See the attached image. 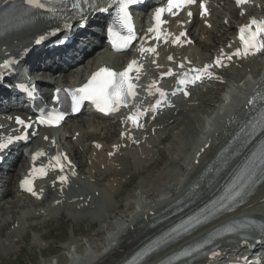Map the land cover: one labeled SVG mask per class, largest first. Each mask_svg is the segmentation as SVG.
I'll use <instances>...</instances> for the list:
<instances>
[{"label":"rangeland","instance_id":"rangeland-1","mask_svg":"<svg viewBox=\"0 0 264 264\" xmlns=\"http://www.w3.org/2000/svg\"><path fill=\"white\" fill-rule=\"evenodd\" d=\"M210 5L209 6L212 10L215 9L210 22L212 23V20L215 18L216 20L213 21V24L215 25L207 27L205 30L209 32L204 33L200 26V22L199 28L193 27L190 31L194 38L193 43L188 47V51L192 55L191 57L195 58L196 60L209 57L208 55H215L217 54L218 50H221L225 45L229 44L231 31L234 28L232 27L233 24L236 20L244 18V16L241 13H238V11L235 12L231 10L232 4L227 0H212ZM245 10L262 13L264 10V0H254L252 4L249 5ZM182 14L183 13H181L179 16ZM180 18L181 17H179V19ZM182 20L188 23L187 17ZM201 45H204L206 49L202 48ZM220 55L221 54H219V56ZM256 57L257 59H253L255 64L253 65L251 62V66L258 68L260 65L264 64V53L257 55ZM93 58L94 57L88 58L90 60L86 65H82L76 69H73L74 73L71 75V77L74 78V74L78 75L88 69L95 61ZM251 71L252 70H250V72H246L245 77L251 76ZM231 73H234V69H227V74ZM236 76L237 75L231 74V76L228 78H230L232 81L226 80L223 85H209V92L207 91L206 94H203L204 92H202L200 89L195 88L192 99H189L190 105L183 106V113L177 114L175 112L173 117L168 121L166 118V126L163 124V127L155 133L151 140H148L145 142V144L139 145L142 148L147 145L146 147L149 148L148 150L150 152L146 151L145 153V151H141L145 154H147V152L149 153L146 155L147 160H140L141 157L139 155L135 153L130 155L127 153V151H125L126 153L122 156V158H124V160H122V167L120 163V165L117 167V172L113 174L114 179L111 191L114 189V193H111L110 191L107 192V194L104 193V195H101L98 199L99 207L96 206V209L89 210V212L84 213L79 211V213L74 214L72 220H67V217L50 219V223L47 221L45 222L44 226H37L39 227L37 228L38 232H31L28 230L30 228L26 227L25 231L22 230V233L24 234H15L10 237V229L6 227L11 222H14L11 221V219L22 207V205L18 201H6L3 204L0 203V208L3 207L6 210L0 209V220L4 217H8L10 221L9 223L7 222L8 224L6 223V225H1L0 223L1 231L4 228L3 234L0 235V264H63V261H65L66 258H69L70 260L72 255H80L82 251L87 253V249L96 248L95 246H97L96 244L100 240H105L101 239L102 235H104V232H107L105 237L107 234L109 235V233L113 232V230L108 227V223L113 221L115 226L119 224L120 220L118 218H121V216H126L127 218V215L125 214H129L134 208L132 205L133 203L138 206L140 199L145 200L149 197L155 198L161 194L166 196L173 195L176 179L184 169L186 164L185 161L187 159L186 157L189 158L190 156L191 152L189 149L191 145L196 143L199 137L205 132V129L209 128L207 126H211L213 123L215 124L217 122L218 118L214 117L219 116V111L222 110L225 104L223 98L218 94V92L223 90V92L227 93L228 90L233 89L235 92L238 91L237 93H239V97L243 96L242 93H244L245 89L241 90V87L246 84L244 80L245 78H242L236 82V78H238V76ZM241 76L239 75V77ZM232 83L233 85H237V87H232L229 89L230 86H232ZM210 91L213 92L211 95H215V97L209 99L207 102L205 99L210 95ZM220 107L222 108L220 109ZM175 117H179L178 124L171 122L173 119H176ZM97 122L99 123V121ZM109 122L111 123L110 127H114V121ZM84 129L87 130L86 127ZM102 135H104L102 138H105V134L100 133V136ZM112 135H110L109 138L107 137L105 140L100 137V141L99 139L96 140H98L100 143L102 142V144L107 141L106 143L108 144ZM65 143L70 147L71 150L76 146H72L71 142H69L67 139L65 140ZM105 145L106 144L104 143V146ZM106 146L105 149L104 147L103 149L101 148L102 152L105 154L107 151ZM78 147H82V144H80ZM74 151L75 154H78H76L78 158L81 157L80 153L78 151L76 152V149H74ZM161 153H163L165 157H162ZM97 159H99V156ZM149 159L151 161H149ZM138 160L142 162H138ZM80 162L82 161L80 160ZM147 167L149 169L146 170ZM83 171L85 172V170ZM102 181H104V179ZM263 189L264 185L261 187V190ZM12 208H15L13 209V212ZM9 212L11 215H7ZM32 223L39 224L41 223V219H30L26 221L27 226H31L30 224ZM90 223L93 225H90ZM48 232L51 233L50 236L53 238L46 237ZM18 233L21 232L18 231ZM35 234L45 235V239L48 241L46 243H48L49 246L43 247L46 243L41 242L39 239L34 241L33 238H35ZM229 254L230 253H228L227 256Z\"/></svg>","mask_w":264,"mask_h":264},{"label":"snow or ice","instance_id":"snow-or-ice-1","mask_svg":"<svg viewBox=\"0 0 264 264\" xmlns=\"http://www.w3.org/2000/svg\"><path fill=\"white\" fill-rule=\"evenodd\" d=\"M136 0H120V8L117 16V23L125 29L127 34L122 33H115L116 37L122 42V47H129L132 44V41L136 39L134 34V29L130 23L131 16L130 13L127 11V6L129 4L135 3ZM248 0H236L237 5L246 4ZM8 3V0H5V4ZM27 3L36 8H45L46 4L42 2V0H27ZM196 0H167V7L166 8H158L154 15V20L156 24L153 28H150L149 32H156V38L159 39L162 35L160 31V25L164 23L161 19V15L163 12L168 11L173 15H176L177 12L185 7L186 5L194 4ZM200 7L202 9L201 15L205 14L207 9L201 0ZM176 11H173V10ZM51 11H55V9H50ZM104 10V9H101ZM189 16L192 15L191 12L188 13ZM109 33L113 34L112 28H109ZM171 35V33H169ZM185 32H181L177 35L173 40V44L181 43V37L185 36ZM239 38L242 45L241 48H237L235 52L230 54H225L223 50H221V55L218 56L215 60V65L218 67H224L225 64L223 63L224 59L231 60L233 56H247L249 54H255L257 52L264 51V20H257L256 18H252L248 24L242 25L239 29ZM40 39H44V37H40ZM166 41V38H165ZM39 42V40L37 41ZM141 53L148 51L155 53L156 48H141ZM169 60H172L173 57L169 56ZM155 63V61H153ZM10 61H5L3 65L0 67H7ZM189 63H191L189 61ZM142 65H138L136 60H132L126 68L122 71H116L109 67H101L98 71L92 74L91 78L88 80L87 83H84L79 88H76L72 91V99L73 105L75 110V105L83 102L85 100L92 101L97 108L104 112H115L118 111L121 106H127L128 100L130 97H134L136 95L135 88L136 85L133 83V78L130 75L133 71L139 73L140 68ZM180 68H184V64L181 63L179 65ZM212 67L210 64H205L202 68H189L186 72H182L180 74V78L177 80V84L179 87L172 92V95L176 94V91H181L186 88L188 84H195L196 81L200 80L204 74L208 76H212L213 73L209 71ZM191 74V75H190ZM173 75V70L170 68L167 72L161 73V79L165 76ZM137 80L139 79V75L135 77ZM157 82L153 81L150 87L155 88V92L158 93L159 98L155 100V103L151 106L152 110H157L163 103L168 102V95L169 93L164 89L156 86ZM59 91V90H57ZM151 94V93H150ZM183 94L185 96L189 95V93L184 90ZM253 100H249L248 103H253ZM145 112L143 110L137 109L134 114H130L127 119L131 121V123L137 127H142L139 123V117L144 115ZM264 115V114H262ZM62 119V114L60 115H52L48 114L47 116H41L38 118L39 123L41 124H48V125H57L59 124L60 120ZM17 123L25 124V121L21 118H16ZM30 127V125H26ZM257 127H260L264 130V118L258 124H253L251 126V131L255 132ZM121 135H124L122 133ZM17 139L20 138H27L25 137H16ZM47 139V137H45ZM11 142V138H9V143ZM7 147L6 143L0 142V149ZM99 147V145H97ZM113 147H118L114 145ZM44 155L43 152L35 153L33 159L38 156ZM111 155V153H109ZM254 158H251L246 166L244 171L240 173V175L233 181L232 185L230 186L229 193L222 198L221 202L219 203L218 207L215 209L216 212L229 210L230 205L225 203L224 201L235 202L237 198L242 199L245 195V189L249 186L250 183H255L257 179H264V148L261 149L259 154H253ZM54 160L57 161L58 167L63 170V165L59 163L60 157L59 155L53 157ZM43 174L46 175V172L43 169L40 170ZM58 179L61 182H66L68 177L67 176H59ZM21 187L26 188L27 191L31 192L33 195H37L34 191V188L30 186V181L25 178V180L21 181ZM207 211V209L203 210ZM214 213L208 211V216L213 215ZM207 217H205L206 219ZM203 223V220L199 217L190 218L189 221L185 222V224L178 225L176 228L172 229V233H178L180 229L184 231L189 230L191 227H195L199 224ZM255 224L250 223L247 220L238 222L235 225H232L225 229L227 232H234L239 231L240 229H248L249 231L255 230ZM172 239V234L167 233L165 236L153 241L150 245H148L141 253L138 255L143 258L149 255L151 252L159 248L162 244L168 242ZM210 242V241H208ZM246 242V241H245ZM190 253H181V255H189ZM212 256L217 255L215 251L211 252Z\"/></svg>","mask_w":264,"mask_h":264},{"label":"bare ground","instance_id":"bare-ground-1","mask_svg":"<svg viewBox=\"0 0 264 264\" xmlns=\"http://www.w3.org/2000/svg\"><path fill=\"white\" fill-rule=\"evenodd\" d=\"M234 3L236 4V1H234ZM234 4V5H235ZM241 6V5H240ZM200 13V11L199 12H196V14L195 15H193L196 19H195V21H196V26H198L199 27V23L200 22H202V21H198V19L201 17V15L199 14ZM179 17H181L180 19H179ZM178 18H176V23H175V31H177L178 29H180V28H183V29H186L187 28V26H186V24H187V22L186 21H184V20H182V19H184L185 17H187L184 13L181 15V16H179ZM238 17V16H237ZM210 20H211V18H210ZM189 21V20H188ZM185 25V26H184ZM215 25V24H214ZM200 26H201V28H202V31L204 32V33H207V32H209V31H206L205 29H207V28H205V27H203L202 26V24H200ZM216 26H217V24H216ZM218 27H219V25H218ZM201 30V29H200ZM31 31L29 30V31H26V33H30ZM219 32V31H218ZM190 33H189V30L187 31V35H189ZM213 35H215V34H213ZM7 38H9V37H7ZM212 38H214V37H212ZM222 39V38H221ZM230 44L231 45H235V40H234V36H232V40H231V42H230ZM202 46V48H205L204 47V45H201ZM206 46V45H205ZM206 49V48H205ZM159 50H160V47L158 48V52H159ZM184 51H186V50H184ZM227 51L228 52H231V51H233V49H227ZM106 56H108V57H111L112 56V54H110L109 52H106V50H104V52H103ZM225 53V52H224ZM99 54L100 53H98L97 55H95V57L93 58V59H95V61L92 63L94 66L97 64V62L99 61L98 59L99 58H97V56H99ZM220 54H221V52H220ZM119 57H121V56H123V55H118ZM219 56V55H218ZM217 56V57H218ZM217 57H215V58H212V61L214 62L215 60H216V58ZM205 59H206V57H204ZM192 59V58H191ZM194 60H195V58H193ZM202 59V58H201ZM96 63V64H95ZM244 65H248L249 67H251V65H252V63H249L248 61H245L244 62ZM94 66H90L88 69H86L83 73H80V74H78V75H76V74H74V78H72L71 77V75L74 73V72H70V71H68V73L69 74H64L63 75V77L64 78H62L61 79V81L64 83V85H66V86H72V85H75V84H77V82L80 80V75H82V74H84L85 72H88L89 70H91L92 69V67H94ZM174 69H175V66H172ZM212 68V73H213V75L214 74H219L218 76V78H227V77H225L226 76V72H222V70H221V68L220 69H216L214 66H212L211 67ZM72 69V68H71ZM70 69V70H71ZM254 70V69H253ZM72 71H73V69H72ZM240 76H241V74H239ZM239 75H237L238 77H239ZM80 76V77H79ZM231 75H229L228 77H230ZM236 76V77H237ZM235 77V78H236ZM236 80H237V78H236ZM257 83H260L259 81H258V79H255V81H253V82H251V86H250V89H245V91H244V93H242L243 94V96L244 95H251V96H253L257 91H258V89H257V87H256V84ZM261 84V85H260ZM259 85L261 86L260 88H262V84L263 83H260ZM260 88H259V90H260ZM187 89V87L185 88V89H183V90H186ZM188 90H189V88H188ZM214 91V90H213ZM208 92H209V90H208ZM191 93V92H190ZM179 94V93H178ZM177 94V95H178ZM211 94H213V92L212 91H210V95L208 96V98H206L205 100L208 102L209 101V99H212L213 97H215V95H211ZM215 94V93H214ZM181 95V94H180ZM185 96V95H184ZM207 96V95H206ZM218 96V95H217ZM190 97H191V95H190ZM242 97V96H241ZM201 99V98H200ZM199 99V100H200ZM204 99V98H203ZM219 99V98H218ZM239 99H241V98H239ZM182 100H185V99H180V102L182 101ZM204 100V101H205ZM240 101H242V100H238L237 99V103H240ZM214 102V101H213ZM178 105V106H177ZM247 107V108H246ZM245 108L246 109H239V110H237V114H235L236 116L230 121V123H228V125H226L225 126V129H224V131H223V133L221 134V135H219L218 137H216L213 141H211V142H213L212 143V145H214V142H216V144H215V147H214V149H213V151H211L210 153H209V151H210V149H211V147H210V149H208L205 153V155H203V159H205L206 161H205V166L207 167L209 164H211L214 160H215V157L217 156V154H218V152L220 151V149L221 148H223L225 145H226V143L228 142V140L229 139H231L232 137H234V135L235 134H237V133H239L240 131H241V129L243 128V125L245 124V122H246V120H247V118H249V116L252 114V112L255 110V108H256V104H252V105H248V106H246ZM222 107H220V109H221ZM122 109V108H121ZM243 110V112L242 113H240L241 111ZM183 111H184V109L182 108V107H179V103L178 104H176L175 103V106L172 108V110L170 109V110H168L167 111V113H168V115L166 116V118H167V121L168 120H170L172 117H173V115H174V113L176 112L177 114L179 113V114H182L183 113ZM166 113V112H165ZM222 113H226V107H225V104H224V106H223V108H222V110H220L219 111V116L222 114ZM214 114V113H213ZM241 114V115H240ZM218 116V117H219ZM81 117V116H80ZM176 118V117H175ZM78 119H79V117H78ZM179 117H177L176 119H173L171 122L172 123H174V124H178L179 123ZM81 122V121H80ZM83 122V121H82ZM93 122H94V119H93ZM85 123H87V124H85L86 126V128H87V131H92V130H97L98 129V122L97 123H95V125H94V127H91L90 126V121H85ZM165 123H166V121H165ZM170 123V122H169ZM82 124V123H81ZM153 125H155V123H153ZM75 127L74 128H76V129H74L73 130V133H74V131H77V133H78V129H77V127H78V125L76 126V125H74ZM83 127H84V125H82ZM81 126V127H82ZM105 127H107V126H105ZM211 127H213V124L211 125ZM209 129V128H208ZM51 131H55V130H59V129H55V130H53V129H50ZM84 130H86V129H84ZM116 130H115V128L113 127V126H111V129H109V130H107V132L106 133H104L105 134V138H102L104 135H102V136H100V134H99V137L100 138H102V139H106L107 137L109 138V136L110 135H112V133L113 134H115V136L116 135H118L117 134V132H115ZM205 133H206V131L199 137V139L196 141V143L193 145V147L195 146L196 148L197 147H202L203 145H202V141H201V138H203L204 136H205ZM135 134L137 135V136H139L140 135V133H139V131H135ZM142 135V134H141ZM141 135H140V137H141ZM79 136V135H78ZM114 135H112L111 137H110V141H111V139H112V137H113ZM89 140H90V142H91V140H94V141H98V140H96V139H98L97 138V134L95 133V132H91V133H88L87 134V136H86ZM100 138H99V141H100ZM103 141V140H102ZM109 141V142H110ZM104 142V141H103ZM107 142V141H106ZM106 142H104L106 145H107V143ZM102 143V142H101ZM103 143V144H104ZM145 144V143H144ZM107 147V151H106V154L105 153H103L102 152V150H101V148L100 149H98L97 147H95L94 145H89V150L91 149V151L93 152H97V154H98V156H99V159H95V157H94V159H95V161L93 160V161H90V163L88 164V166H86V168L84 169L85 170V172H86V170H89L88 171V173H89V176H88V179H89V181H88V186H91V187H96V189L95 190H97V191H99V187L97 186V182L96 181H94V179L93 178H95V177H97V176H100V174L99 173H97V171L99 172L100 171V173H103V175H105V173H107L108 172V170L110 171V166L108 165L109 164V162L110 161H112V158H110L107 154V152H109L108 150H111V146H109V145H107L106 146ZM131 147V148H130ZM129 147V150L130 151H132V152H134V151H136V153L138 152V148L136 149L135 147H132V146H130ZM105 149V148H104ZM149 152V151H148ZM147 152V153H148ZM140 153V152H139ZM145 153H146V151H145ZM145 153H143L142 152V154H145ZM77 154V153H76ZM134 154V153H133ZM149 154V153H148ZM189 154V153H188ZM107 155V156H106ZM161 155H162V157H165V155L163 154V153H161ZM136 156V155H135ZM125 157V156H124ZM137 157V156H136ZM187 158V157H186ZM189 158L190 159H192V152L190 153V156H189ZM136 159H138V158H136ZM143 159H145V160H147L146 159V156H144L143 158H140V160H143ZM162 159V158H161ZM140 160H138V162L140 161ZM163 160V159H162ZM149 161H151L150 159H149ZM158 161V160H157ZM165 161V160H164ZM140 162H142V161H140ZM163 162V161H162ZM82 163V166L83 167H85V164L83 165V163L84 162H81ZM107 163V164H106ZM159 163V162H158ZM102 164H106L103 168H101V166H102ZM142 164V163H141ZM153 165V164H152ZM157 165V164H156ZM158 165H160V164H158ZM206 167H204L203 169H201L200 171H198V174H197V176L195 177V178H199L200 176H202L203 174H204V172H205V168ZM147 169H149L148 167L146 168V170ZM146 170H145V172H146ZM195 181V180H194ZM194 181H193V183H194ZM192 183V184H193ZM191 186H189V187H187L185 190H182L177 196H174L173 198H172V200L168 203V205H166V206H171L172 204H174L176 201H178L179 199L178 198H180V196H183V194L184 193H186L187 192V190L190 188ZM218 189V186L217 187H214V188H212L211 190H209V192L208 193H206V194H203V196L204 197H211V196H213L214 195V193L216 192V190ZM7 193V192H6ZM10 193V192H9ZM116 197V196H115ZM263 197V196H262ZM92 199V198H91ZM258 199V198H257ZM257 199L255 198V200H250L248 203H247V205L245 206V207H248V206H253V205H255V204H257V203H259V202H262V200H263V198L261 199V200H258L257 201ZM88 201V202H87ZM257 201V202H256ZM85 203H87V205L85 206ZM3 204V203H2ZM81 204H82V207H91V203L89 202V200H83V201H81ZM71 205V204H70ZM8 206H11V205H8ZM75 206H76V203H73L70 207H73L74 209H77V208H75ZM138 206H139V204H138ZM135 207V206H134ZM0 209H2V210H5V208H0ZM11 209V208H10ZM13 209H15V208H12V212L14 211ZM85 208H81V209H78V211H82V210H84ZM149 209H152V207L151 206H149ZM6 211V210H5ZM161 212V211H160ZM160 212H156L155 213V215H157L158 214V216H157V218H152L151 219V217H149L148 219H145L146 220V222L143 220L141 223L139 222V223H137L132 229H130L123 237H122V240H123V242H122V244L123 245H120V246H117L115 249H114V251L112 252V253H110L109 255H107V256H105L104 258H102L101 259V261H98V263H95V264H122L127 258H129V256H131L137 249H139L140 247H141V245L143 244V240H144V238L146 237V236H144V235H146L147 233H149V232H151L152 230H149L148 228L152 225V224H155L156 223V221L157 220H159L160 218H162V212L160 213ZM15 213V212H14ZM160 213V214H159ZM113 214V213H112ZM7 215H11V213L9 212V213H7ZM12 215H13V213H12ZM125 215H129V214H125ZM154 215V216H155ZM123 216H121V218H118L120 221H119V224L118 225H115L114 226V224H113V221L112 222H110V223H108V227H110V229H112L113 230V232L112 233H109V235L107 234L106 235V237H105V234L107 233H103L104 235H102V237H101V239H105L104 241H102V240H100L96 245L97 246H95L96 248H90L91 249V251H90V249H87L86 250V254L84 253L85 251H82V253L78 256V255H76V256H74V255H72V257L70 258V260H69V258H66V260L65 261H63L62 263L63 264H76V261H78V262H82V263H84V260H86L87 261V263L89 264V262H94V260L96 259V256H98V255H101V254H103L106 250H109V248H110V246L114 243V241L116 240V236H117V233L118 232H120V230L126 225V222L128 221V218H126V216L125 217H123ZM12 218V217H11ZM124 218H126V219H124ZM147 218V217H146ZM13 219V218H12ZM109 219V218H108ZM108 221V220H107ZM9 223L10 221H9V219H8V217H6V218H3V219H1L0 220V223H1V225H6V223ZM7 223V224H8ZM9 225V224H8ZM148 225H150V226H148ZM148 229V230H147ZM147 230V232L145 233V232H143V231H146ZM154 231V230H153ZM0 233H1V228H0ZM152 233V232H151ZM158 234V233H157ZM188 240H190L189 238H187V239H185V240H183L181 243H179V244H177V245H174V246H171V247H169V248H166V249H164V250H162L161 252H159V253H157V254H155L152 258H150L147 262H145L144 264H153V262H156V261H158V260H161L162 258H164L165 256H167L170 252H172L173 250H176V249H178L182 244H186L187 242H188ZM246 241V242H245ZM252 241H250V240H247V239H245V240H241V241H234L233 243H232V247H234V250H237L238 252L239 251H242L243 250V245H244V243H251ZM219 244V246H218V248L216 249V253H217V255H215V257L214 258H221L222 257V255H224V253H226V251H227V249H228V245L226 244V241H221L220 243H218ZM78 256V257H77ZM77 259V260H76ZM211 258H209V260H210ZM73 260H74V262H73ZM202 263H208V261L205 259V260H202L201 261ZM210 263V262H209Z\"/></svg>","mask_w":264,"mask_h":264}]
</instances>
